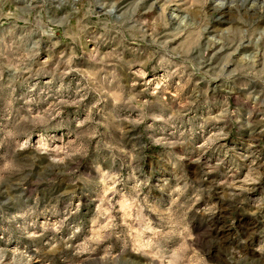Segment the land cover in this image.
<instances>
[{
	"label": "rangeland",
	"instance_id": "obj_1",
	"mask_svg": "<svg viewBox=\"0 0 264 264\" xmlns=\"http://www.w3.org/2000/svg\"><path fill=\"white\" fill-rule=\"evenodd\" d=\"M0 264H264V0H0Z\"/></svg>",
	"mask_w": 264,
	"mask_h": 264
}]
</instances>
